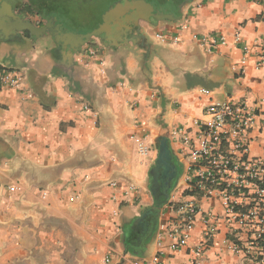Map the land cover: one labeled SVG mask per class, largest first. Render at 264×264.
<instances>
[{"label": "crops", "instance_id": "obj_1", "mask_svg": "<svg viewBox=\"0 0 264 264\" xmlns=\"http://www.w3.org/2000/svg\"><path fill=\"white\" fill-rule=\"evenodd\" d=\"M27 2L0 0V69L25 73L22 87L0 93V264L149 261L158 251L165 205L173 195L186 196L187 149L171 130L193 131V119L211 99L262 101L264 109V69H255L251 57L246 74L236 71L241 46H256L264 36L261 7L193 0L176 19L138 12L126 29L117 26L128 14H118L108 41L93 35L81 42L62 40L55 29L36 38L15 28L19 20L54 23L29 16ZM116 28L118 40L111 35ZM237 30L239 44L232 40ZM214 33L229 41L209 50L194 36ZM252 135L251 154L264 159V127ZM163 138L168 154L161 159ZM197 200L202 211L192 236L182 251L168 252L166 264L191 258L213 225L204 222L207 211L224 216L219 197ZM228 231L222 222L198 264H264L248 252H230L223 241ZM250 231L239 233L247 240Z\"/></svg>", "mask_w": 264, "mask_h": 264}, {"label": "built area", "instance_id": "obj_2", "mask_svg": "<svg viewBox=\"0 0 264 264\" xmlns=\"http://www.w3.org/2000/svg\"><path fill=\"white\" fill-rule=\"evenodd\" d=\"M261 7L260 16L264 19V0H250ZM209 50L229 41L223 33L194 35ZM164 39V37H162ZM178 40V37L175 38ZM236 44L243 42L242 34L237 30L232 38ZM242 56L236 71L246 74L249 59L254 57L255 69H264V36L257 40L256 46L243 44ZM25 81L21 69H0V93L2 87L20 88ZM202 92L209 93L207 89ZM85 109H90L84 104ZM194 130L177 126L170 132L174 141L185 145L187 171L184 182L186 196L178 199L173 195L164 207L168 215L160 224L158 251L149 261L132 258L128 264H166L168 252L182 251L188 244L196 227L197 217L202 208L197 197H219L224 205L223 217H217L207 211L204 222L209 225L204 239L190 250L191 258L182 264H198L203 254L213 246V241L221 223L229 226L224 237L227 249L235 254L249 253L264 261V159L251 154L254 129L264 127V109L261 103L232 98L217 101L211 99L204 108L201 117L193 119ZM142 153L148 146L144 137H136ZM183 149V150H184ZM117 185V182H112ZM10 191L16 185H9ZM135 185H129L134 191ZM242 227L251 229L247 240L239 233ZM170 239L165 244V239ZM110 257H106V262Z\"/></svg>", "mask_w": 264, "mask_h": 264}, {"label": "trees", "instance_id": "obj_3", "mask_svg": "<svg viewBox=\"0 0 264 264\" xmlns=\"http://www.w3.org/2000/svg\"><path fill=\"white\" fill-rule=\"evenodd\" d=\"M120 0H28L26 9L43 18H53L55 25L64 32H72L76 37L92 33L104 22V16ZM154 6L159 19H176L181 16L185 5L193 0H146ZM94 4V9L87 18L74 14L76 4ZM80 6V7H81ZM104 8V9H102Z\"/></svg>", "mask_w": 264, "mask_h": 264}, {"label": "water", "instance_id": "obj_4", "mask_svg": "<svg viewBox=\"0 0 264 264\" xmlns=\"http://www.w3.org/2000/svg\"><path fill=\"white\" fill-rule=\"evenodd\" d=\"M132 12H139L142 14H146L148 16H153L155 19H159V17L154 12V6L146 1V0H123L114 5V7L106 13L104 16L103 24L94 32L88 33L79 37H76L72 32H64L62 28L57 25L54 26L53 20L50 19L46 25L38 26L37 24L33 23L31 20H19L15 24V28L20 30H28L34 37H40L48 28L55 29L57 31L56 35L62 40L68 39H75L76 41H84L86 39L91 38L93 35H100L102 32L103 27L106 23H108L111 19L114 20L115 17L119 15H127ZM120 18V17H119ZM168 154V147L166 139L163 138L161 144V153L160 158L164 159V157Z\"/></svg>", "mask_w": 264, "mask_h": 264}, {"label": "rangeland", "instance_id": "obj_5", "mask_svg": "<svg viewBox=\"0 0 264 264\" xmlns=\"http://www.w3.org/2000/svg\"><path fill=\"white\" fill-rule=\"evenodd\" d=\"M78 5L76 4L75 6V9H74V14L75 15H78V16H83V18H87L88 17V14L94 9V4L93 3H88L86 4V6L82 5ZM104 9V8H102ZM29 16H34L32 14H29ZM152 18H154L152 15H151ZM114 20L111 19L108 23L105 24V26L103 27L102 29V32L100 34V36H98V38L100 40H104V41H108L107 39V36L108 33L110 32V29L112 28V26L114 25Z\"/></svg>", "mask_w": 264, "mask_h": 264}, {"label": "flooded vegetation", "instance_id": "obj_6", "mask_svg": "<svg viewBox=\"0 0 264 264\" xmlns=\"http://www.w3.org/2000/svg\"><path fill=\"white\" fill-rule=\"evenodd\" d=\"M12 2H14L15 0H11ZM28 1V0H27ZM120 1H123V0H120ZM119 1V2H120ZM22 14H26V12H21ZM31 13V12H30ZM30 13H28V14H30ZM136 13L137 12H132V13H130V14H128V16H124L123 17V20L124 21H122V23L120 24L119 23V25L117 26V27H119V29H120V27L121 28H127L128 26H130V25H133L135 22H134V17H135V15H136ZM34 16H36V17H38V18H42V16H40L39 14H34ZM130 18V20L128 21V19ZM62 28V27H61ZM63 30V29H62ZM119 30L116 28L115 29V31L113 32V33H111V35H113V37H112V39H119V37L116 35V32H118ZM122 40H120V42H121Z\"/></svg>", "mask_w": 264, "mask_h": 264}]
</instances>
